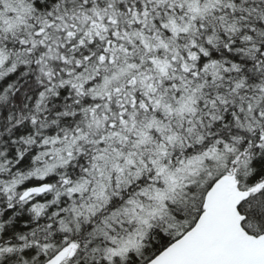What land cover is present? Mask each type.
I'll list each match as a JSON object with an SVG mask.
<instances>
[{
  "label": "snow or ice",
  "instance_id": "obj_1",
  "mask_svg": "<svg viewBox=\"0 0 264 264\" xmlns=\"http://www.w3.org/2000/svg\"><path fill=\"white\" fill-rule=\"evenodd\" d=\"M0 264H264V0H0Z\"/></svg>",
  "mask_w": 264,
  "mask_h": 264
}]
</instances>
